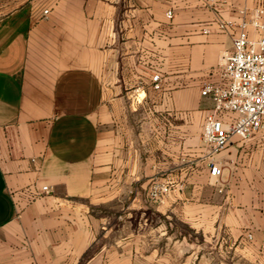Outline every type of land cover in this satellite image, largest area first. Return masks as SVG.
Instances as JSON below:
<instances>
[{
    "label": "crops",
    "instance_id": "obj_1",
    "mask_svg": "<svg viewBox=\"0 0 264 264\" xmlns=\"http://www.w3.org/2000/svg\"><path fill=\"white\" fill-rule=\"evenodd\" d=\"M263 1L0 0V264H264V128L210 157L201 95Z\"/></svg>",
    "mask_w": 264,
    "mask_h": 264
},
{
    "label": "built area",
    "instance_id": "obj_2",
    "mask_svg": "<svg viewBox=\"0 0 264 264\" xmlns=\"http://www.w3.org/2000/svg\"><path fill=\"white\" fill-rule=\"evenodd\" d=\"M206 2L214 5L226 0ZM240 12L238 22L219 21L223 30L238 28L232 50L221 57L225 81L207 82L201 88V95L211 97L214 103L205 118L202 136L210 157L228 147L233 136L247 139L264 128V1ZM153 81L159 89V73L153 76ZM221 173L220 166L211 162L210 175L218 177ZM43 190L47 191L48 186H43ZM170 190L168 183L155 180L149 186L148 197L153 202H162Z\"/></svg>",
    "mask_w": 264,
    "mask_h": 264
},
{
    "label": "rangeland",
    "instance_id": "obj_3",
    "mask_svg": "<svg viewBox=\"0 0 264 264\" xmlns=\"http://www.w3.org/2000/svg\"><path fill=\"white\" fill-rule=\"evenodd\" d=\"M189 237L191 238L189 257H186L187 253L175 250L173 264H249L245 258L230 256L225 249L219 254L214 250V243L199 241L193 231H189Z\"/></svg>",
    "mask_w": 264,
    "mask_h": 264
}]
</instances>
